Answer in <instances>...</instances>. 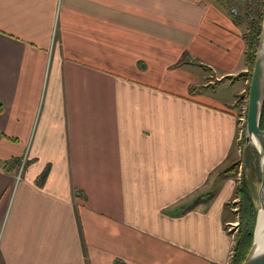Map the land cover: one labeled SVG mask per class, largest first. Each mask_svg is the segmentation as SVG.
<instances>
[{
    "label": "crops",
    "instance_id": "crops-1",
    "mask_svg": "<svg viewBox=\"0 0 264 264\" xmlns=\"http://www.w3.org/2000/svg\"><path fill=\"white\" fill-rule=\"evenodd\" d=\"M231 6L0 0V264H231L250 83Z\"/></svg>",
    "mask_w": 264,
    "mask_h": 264
},
{
    "label": "trees",
    "instance_id": "trees-1",
    "mask_svg": "<svg viewBox=\"0 0 264 264\" xmlns=\"http://www.w3.org/2000/svg\"><path fill=\"white\" fill-rule=\"evenodd\" d=\"M199 2V0H191ZM248 31L246 39L248 42L247 60L249 62L250 71L247 74H241L238 79L248 77L251 79L252 71L255 66L256 53L259 45V40L262 32L264 20V0H247L245 4ZM4 110V105L0 101V113ZM261 129H264V111L261 119ZM255 150V149H254ZM256 151V150H255ZM258 154V152L256 151ZM17 160L5 164V168L9 170L10 166H15ZM259 162V161H258ZM240 162L234 164L224 173H236ZM257 164V163H256ZM237 197L239 198L238 206V222L239 228L236 234V245L231 260V264H243L248 256L254 239V232L258 218V206L255 202L251 187L246 182L238 184Z\"/></svg>",
    "mask_w": 264,
    "mask_h": 264
},
{
    "label": "water",
    "instance_id": "water-1",
    "mask_svg": "<svg viewBox=\"0 0 264 264\" xmlns=\"http://www.w3.org/2000/svg\"><path fill=\"white\" fill-rule=\"evenodd\" d=\"M264 111V20L255 66L252 72L247 109V126L245 130V149L252 146L260 156L262 182L258 191V218L251 250L243 264H264V217L260 221V213L264 211V129L261 119ZM264 215V214H263Z\"/></svg>",
    "mask_w": 264,
    "mask_h": 264
},
{
    "label": "rangeland",
    "instance_id": "rangeland-1",
    "mask_svg": "<svg viewBox=\"0 0 264 264\" xmlns=\"http://www.w3.org/2000/svg\"><path fill=\"white\" fill-rule=\"evenodd\" d=\"M250 81H251V79H250ZM249 87H250V83H249ZM249 87H248V91H247V93L245 95L246 96V100H243V98H241L239 100V103H238V105H239L238 112H242L241 116H242V118H244V121H240L241 126H243V128H244V131L242 133L243 134L242 135V139H241V141H239V147L241 148V158H240V161H239L240 163L239 164L240 165L242 164L241 165L242 168L238 167L239 174L241 173V175L238 176V177L240 178V183L241 182H246V183L249 184V186L251 187V190L253 192V196L255 198V202H256V204L258 206L259 205L258 191L260 189L261 182H262L260 156H259V154L256 153L257 149L252 147V146H249V147H247L245 149V145H246L245 130H246V126H247V109H248ZM232 206L233 207L236 206L238 208L237 204H234ZM234 212H235L234 219H235V223L236 224L234 223V224H231V225H227V228L230 230V232L232 234H235V236H236V234L238 232V228H239L238 214H237L238 210L234 211Z\"/></svg>",
    "mask_w": 264,
    "mask_h": 264
},
{
    "label": "built area",
    "instance_id": "built-area-1",
    "mask_svg": "<svg viewBox=\"0 0 264 264\" xmlns=\"http://www.w3.org/2000/svg\"><path fill=\"white\" fill-rule=\"evenodd\" d=\"M231 3H232V6H231V8H230V12H231V14L232 15H234V16H237V15H239V13H240V6L241 5H245L246 4V2H247V0H229ZM243 120H244V118H243ZM25 163V162H24ZM24 163H23V165L21 166V169H20V171H19V174H18V179H20L21 177H22V173H23V169H24ZM242 165V164H241ZM240 165V167L239 168H242V166ZM241 175V173L239 174L238 173V176H240ZM239 178V177H238ZM239 180H240V178H239ZM239 202V198H237L234 202H233V205L234 204H237ZM238 210V208L236 207V206H234V208H233V211H237ZM231 224H234V223H228L227 225H231ZM236 224V223H235ZM231 229V228H230ZM230 231V230H229Z\"/></svg>",
    "mask_w": 264,
    "mask_h": 264
},
{
    "label": "bare ground",
    "instance_id": "bare-ground-1",
    "mask_svg": "<svg viewBox=\"0 0 264 264\" xmlns=\"http://www.w3.org/2000/svg\"><path fill=\"white\" fill-rule=\"evenodd\" d=\"M264 211H262L261 213H260V221H262L263 220V217H264Z\"/></svg>",
    "mask_w": 264,
    "mask_h": 264
}]
</instances>
